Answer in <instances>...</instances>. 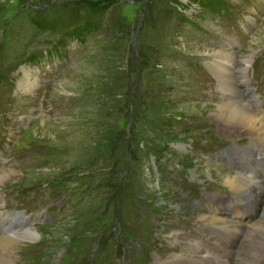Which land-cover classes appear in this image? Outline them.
<instances>
[{"label": "rangeland", "instance_id": "rangeland-1", "mask_svg": "<svg viewBox=\"0 0 264 264\" xmlns=\"http://www.w3.org/2000/svg\"><path fill=\"white\" fill-rule=\"evenodd\" d=\"M86 1L109 6L88 17L97 29L83 45L66 41ZM217 2L221 21L211 3L198 20L196 0H0V175L15 174L0 181V215L10 214L0 231L39 234L10 245L22 247L18 264H153L196 242L237 249L199 214L264 223V194L248 205L216 177L242 166L214 116L223 96L210 68L231 69L217 52L249 60L238 90L264 114V0ZM254 152L250 176L264 179V148Z\"/></svg>", "mask_w": 264, "mask_h": 264}, {"label": "bare ground", "instance_id": "bare-ground-1", "mask_svg": "<svg viewBox=\"0 0 264 264\" xmlns=\"http://www.w3.org/2000/svg\"><path fill=\"white\" fill-rule=\"evenodd\" d=\"M215 54L217 55V57L215 56V59H219L216 61L217 63L224 64L231 69L224 71L218 68L216 64L210 66L213 73L216 74L218 89L223 96L221 104H219L214 116L221 122L227 124H224L220 130L223 133H227V136L231 140L232 146L227 149V152H233L232 156L228 155L230 160L233 158L238 165L242 166L240 168V174L242 176L231 175L227 172H223V175L218 174L216 177L221 176L222 179L220 181L223 188L230 191L232 196L238 197V199H241L242 202H246L248 205L251 203L255 205V201L251 199L255 197H263L264 179L257 180L250 176V174L258 172L259 169V166L252 164L251 160L255 156L256 158L260 157L254 152L257 147L264 148V114H260L255 106L252 108L248 107V102L249 104H255L256 100L250 99L251 96L248 93L243 101L242 96L244 95H242V93L238 90V84L246 86L249 83V79L246 75L247 68L250 63L249 60L238 58L228 52H217ZM242 140L247 141V143L245 145H241L239 142ZM205 163V169H208L209 167H212L211 165H213L210 161H206ZM14 175L13 171L6 169L2 172V175H0V181ZM259 177H264V171L259 175ZM209 214L210 215L199 214L195 218V221L197 223H208L213 225L214 227H212V230H214V232H212L214 233L213 235H215L214 238L216 236L221 237V230L225 233L227 232L230 234L231 239L238 243L237 249L226 251L221 248H217L210 241L208 243L206 241V243L203 244L196 242L185 247L183 252L179 251L180 255L176 253H169L166 258L155 255L153 264H201L204 259L210 260V256L216 257L217 262L220 264H243V260L248 258L246 257V254L242 253L244 252L243 249L253 251L250 255L251 260L246 264H263L264 244L260 243L259 247H254L253 245L255 244L253 240H264L263 221L260 222L256 219V221L254 220L247 225H240L237 224V222L236 224L232 223L229 225L223 218H215V215L211 213ZM9 215H0V224H2V226H7L4 230L9 228ZM15 216L18 217L16 225H19L20 227L26 226L28 221L27 218L19 216L18 214ZM257 233H261L260 239H253L249 236L250 234L256 235ZM242 234L244 236H242ZM178 235V233H174L172 238L177 239L179 237ZM38 237L39 234L35 228L23 230L20 233H10L6 235L2 234L0 231V247L2 248L0 251V264H18V253L21 251L22 247L17 250L11 248L13 246L12 243L16 241L15 239L22 238L27 242H31L36 240ZM225 237L227 238V235Z\"/></svg>", "mask_w": 264, "mask_h": 264}, {"label": "trees", "instance_id": "trees-1", "mask_svg": "<svg viewBox=\"0 0 264 264\" xmlns=\"http://www.w3.org/2000/svg\"><path fill=\"white\" fill-rule=\"evenodd\" d=\"M206 2V4H202L201 3V0H196V3L199 7V14H196V18L198 20H202L205 16H204V13L206 14L207 13V9L211 8V7H208L206 6L207 3H211V5H214L213 10H216L218 9V11H222V9L220 7L223 8V5L224 4H221L219 2H217V0H204ZM214 1H215V4H214ZM84 7L83 9H85V13L83 14V16H80V15H76L73 17L72 19V22H70V24L68 25V28L70 30H67L65 29L66 34H69L70 36H66L65 34L63 35L66 39V41H73L75 42L76 44H79V45H83L86 41V37L92 33L91 31H94L96 30V23L95 22H92L89 20L88 17H90V15H95L97 14L98 12H104L108 9V6L107 4H103V6H100L101 4L99 3H96V2H88L86 1L84 3ZM227 8H223V12H221V17L218 19V21L222 20V17H223V13L224 11L226 10ZM84 11V10H83ZM212 18L214 17H217V15H210ZM83 17V18H82ZM195 17V16H194ZM51 25V26H54L56 28H58V24L55 23V22H49V23H45V24H40L39 22L36 24V27L38 29H42L44 31H48V32H52L48 29V26ZM195 26V25H193ZM58 56V52L57 51H53L52 54L48 55L47 53L45 55H43V57H38V56H31L29 58L30 61L32 62H36V60H40L42 62L46 61H50L52 59L53 56ZM2 83H5V78L2 76V74L0 73V85Z\"/></svg>", "mask_w": 264, "mask_h": 264}]
</instances>
